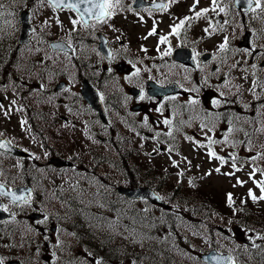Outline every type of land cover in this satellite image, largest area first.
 I'll list each match as a JSON object with an SVG mask.
<instances>
[{"label":"flooded vegetation","instance_id":"af4514ba","mask_svg":"<svg viewBox=\"0 0 264 264\" xmlns=\"http://www.w3.org/2000/svg\"><path fill=\"white\" fill-rule=\"evenodd\" d=\"M112 1L116 5L110 23L116 36L111 42L114 57L109 64H112H104L101 70L98 63L82 62L77 68V72L83 71L78 80L80 84L67 79L70 71L64 67V79L72 86L70 93H64V111L70 107L76 113L71 119L75 130L89 127L87 132L97 141L94 147L113 148L117 130L154 137L171 109H179L181 102L200 99L201 94L193 89L197 83L211 90L207 113L217 122L223 123L227 113L219 107L228 94L220 92L230 91L229 96L237 99L252 98L264 107V0H215V3L213 0H164L166 6L158 10L149 6L133 8L134 0ZM204 9L207 11H202ZM197 13L201 14L197 16ZM178 25L180 27L173 32ZM153 29L154 34L149 35ZM161 37L166 40L161 42ZM225 38L227 45L221 50L219 45ZM178 47L190 50L194 68L173 61V70L165 71L169 63L149 61L155 57L154 53H165L168 57ZM132 52L144 59L136 63L137 72L133 67L126 72L117 71L116 64H128L126 55ZM154 65L158 70L153 72L161 78L149 77V67ZM101 72L109 76H101ZM84 77L100 93L108 118L106 125L99 123L96 112L80 94ZM166 77L169 78L163 81ZM148 80L160 85L177 82L182 93L160 99L151 97L145 92ZM131 88L138 92H130ZM213 106L217 108H211ZM4 127L5 122L0 119V128ZM225 127L223 124L222 129ZM0 136L18 144L1 130ZM47 171L53 170L42 158L16 157L0 151V184L8 190L20 185L32 188L27 200L17 204L0 191V209L9 214L0 218V241L6 238L16 241L21 235L30 246H43L42 251H48L49 246L56 243L58 223L53 212L45 208V198L56 192ZM21 229L25 231L23 234ZM54 257V254L42 253L41 259L24 260L20 264H59ZM7 260L0 256V264Z\"/></svg>","mask_w":264,"mask_h":264},{"label":"trees","instance_id":"16d2710c","mask_svg":"<svg viewBox=\"0 0 264 264\" xmlns=\"http://www.w3.org/2000/svg\"><path fill=\"white\" fill-rule=\"evenodd\" d=\"M51 35L58 36L53 32ZM117 150L121 152L122 161V166L117 165V168H122L124 183L135 184L143 179L150 185L158 184L157 189H160L162 177L155 176V179L149 177L151 173L160 174L156 167L150 164L144 167L140 154L134 149L117 148ZM202 188L198 184H190L181 192L176 187L172 188L177 193L172 202L178 198L179 202L186 203V209L179 215L171 210L148 207L146 213L140 214L134 211L132 224L129 225L126 218H118L113 212L99 210L87 213L86 209H82L77 213L79 215L71 218L72 227L84 241L85 251L96 255L101 263L110 260L125 263L131 259L142 260L148 264H203L194 256L189 246L192 243L198 244L193 247H204L207 242L215 244L214 235L210 234V224H205L203 227L199 223L205 221L207 209L214 206L210 198L217 199V197L212 193L211 196ZM98 197L104 199L100 193ZM223 201L224 199L221 198L216 206L217 214L221 218L229 216L230 221L238 222L258 232L264 231L263 208L259 209L251 201L242 200L237 195H231V202L229 198L227 203ZM186 218L195 224H187ZM191 234L204 238L205 242L194 241ZM253 247L254 249H251L242 244L231 247L234 255L233 264H251L252 251L260 250V254H264V239L257 240ZM242 248L247 249L246 258H243ZM259 261L264 262V259Z\"/></svg>","mask_w":264,"mask_h":264},{"label":"rangeland","instance_id":"374dc122","mask_svg":"<svg viewBox=\"0 0 264 264\" xmlns=\"http://www.w3.org/2000/svg\"><path fill=\"white\" fill-rule=\"evenodd\" d=\"M0 5L3 7L0 8V38L6 37L11 38L13 33L18 32V19L16 15L14 16V12L20 9L31 10L32 5H36L38 7L35 15L31 16L32 25L39 27L40 24H44L45 26H49L51 28H55L57 33L64 34V22L68 24L70 28L73 27V21H77L76 18L71 15L68 11L64 9H60L59 11H53L48 6L39 3V1L34 0H0ZM109 21L103 22L100 24V28L104 29L106 32L108 31ZM141 31L143 29H140ZM41 32L39 30H34ZM37 48V47H34ZM48 58L50 60L55 59L59 64L58 69H63L62 64H64V54L60 53H50L48 54ZM92 60H98L97 58H93ZM43 61V60H41ZM62 70V71H63ZM58 70V72H62ZM78 76V72L68 73V78H75ZM56 78L64 79V75H58ZM55 78V79H56ZM72 86L69 87L67 91L59 92V96L64 97V93H70ZM3 95H0V100H2L6 93L2 92ZM166 118V117H165ZM164 118V119H165ZM193 125V124H191ZM191 130H194L195 135L192 134ZM213 130V131H212ZM209 127H201L195 125L184 126V131H187V134L182 133L181 130L176 128L173 138L179 139L180 141L175 145L176 148H163L159 150L157 144L153 147H149V151L151 153V149H156L159 152H152L155 158L165 161H172L175 163H179V173L183 175L186 174V168H190L192 171H195L194 175H191L194 181H200L204 187L203 191L208 194H214L217 197L218 203L220 202L223 194V189L230 188L235 191H246L252 190L259 193V195H264L260 190L264 187V181H261V175L259 173H255L251 167L250 151L243 149H233L228 144H216L214 143L215 149L221 155L225 153H231L236 159L239 157L237 161H226L224 163H220L219 160L210 159L208 157L207 149L203 146L206 142L215 141L218 137H220L218 130L212 129ZM169 131L167 130V133ZM29 143V142H27ZM151 145V143H149ZM163 146V144H162ZM255 155V154H254ZM188 164H192L190 167ZM234 165L236 167H234ZM184 167L185 170H181ZM220 169L219 172L216 169ZM186 181V180H185ZM240 181L241 183H237ZM260 186H258V183ZM184 206V205H183ZM185 207V206H184ZM220 224V219L218 221L212 220V229L216 231L217 227ZM224 232L223 235L219 238H222L227 244L234 245V225L228 224L223 227ZM241 238L250 239V234L246 231L240 233ZM80 246H64V253L72 254L76 257V252L79 250ZM133 264L142 263V260L139 261H131Z\"/></svg>","mask_w":264,"mask_h":264},{"label":"water","instance_id":"95a60500","mask_svg":"<svg viewBox=\"0 0 264 264\" xmlns=\"http://www.w3.org/2000/svg\"><path fill=\"white\" fill-rule=\"evenodd\" d=\"M103 2V0H91V3L88 2V0H54V3H51L53 6H55L56 4H59L60 6H64L67 7L66 5L68 4H76L77 7L73 8L78 14H80V16L87 21L89 16H96V13L99 12L98 8H94L92 7L93 4H99ZM160 2H155V6H158ZM57 7V6H55ZM57 7V8H59ZM88 8L91 11L90 12H85L84 9ZM20 21H21V35H20V40H25V36H26V32L28 29H30L29 26V22H28V18L26 16V14L24 15V12L20 13ZM50 45L53 48H57V49H69L68 46L63 42V41H55V42H51ZM100 50L102 52H104L107 56H109V51L108 48L105 46V44L101 41L100 42ZM175 55V53H174ZM176 57V55H175ZM64 86V82H60L57 84V88H61ZM167 88H157L158 92L160 94H164L166 93ZM175 90V89H174ZM89 102L94 105L95 107H97L98 105L96 104V102L94 100H90L88 99ZM5 150L11 151L15 154H26L23 150L19 149V148H15L13 146H10L9 144H6V146L1 147ZM54 164L58 165H67L69 164V162L67 160H62L60 158H53L51 160ZM117 191L120 193H124L125 195L129 196V197H146L148 198L150 201L152 202H156L159 204H162L164 206H166L167 204H165L153 191H151L149 188L147 187H132V188H125V187H121V186H117L116 187ZM12 194V197H15L16 200H20L22 198L25 197L26 194V190L24 189H17L14 190L12 192H10ZM200 258L202 260H204L205 262L209 263V264H229L231 262V258L229 257L228 254L226 253H218L216 250L212 249L209 250L207 253H203L200 255ZM13 264V263H10Z\"/></svg>","mask_w":264,"mask_h":264},{"label":"snow or ice","instance_id":"6c2138e0","mask_svg":"<svg viewBox=\"0 0 264 264\" xmlns=\"http://www.w3.org/2000/svg\"><path fill=\"white\" fill-rule=\"evenodd\" d=\"M49 2H50V3H54V0H49ZM82 2H83V0H82ZM88 2L91 3V0H88ZM213 2L215 3V0H213ZM55 6L59 7V4H56ZM66 6H67V7H71V8H76V7H77L76 4H68V5H66ZM258 6H259V5H258ZM2 7H3V6L0 5V8H2ZM92 7H94V8H98V9H99V12L96 13V16H97L98 20H102L103 17H105V16H110V15H111V12L109 11V8L111 7V5L108 3V0H103V2H101V3H99V4H93ZM221 10H223V9H221ZM84 11H85V12H90L91 10L88 9V8H85ZM202 11H205V12H206L207 9H204V10H202ZM200 14H201V13H197L196 15L199 16ZM75 23H77V21H73V24H75ZM183 23H184V21H181V25H183ZM178 27H180V25L174 27V28H173V32H176ZM206 31H207V30H206ZM154 32H155V29H153V32H150L149 35L154 34ZM165 40H166V37H161V42H164ZM226 45H227V38H225V42H224V43H221V44L219 45V48H220L221 50H225ZM253 67H255V66H253ZM254 83H255V82H254ZM13 103H15V102L13 101ZM191 103H196V101L193 100V101H191ZM214 103H218V101H214ZM0 107H2V105H0ZM159 110H160V109H157V111H159ZM165 123H169V121H165ZM210 143H215V141H210ZM4 146H5V145L0 144V147H4ZM209 156H210V157H215L216 154H215V152L211 151V149H210V150H209ZM216 158L222 160L221 157H216ZM222 162H223V160H222ZM173 163H175V162H173ZM234 167H235V165H234ZM216 171L219 172L220 169L218 168V169H216ZM237 183H241V182H240V181H237ZM261 190H262V192H264V187H262ZM249 195L252 196L251 190L249 191ZM14 198H15V197H14ZM252 198H253L254 200L256 199L255 196H252ZM260 198H261V199H264V196H261ZM229 201L231 202V194H229Z\"/></svg>","mask_w":264,"mask_h":264}]
</instances>
